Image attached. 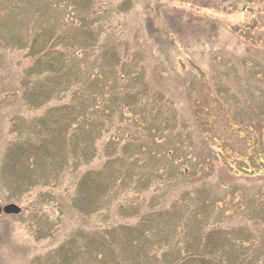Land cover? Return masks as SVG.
Listing matches in <instances>:
<instances>
[{"label":"rangeland","instance_id":"374dc122","mask_svg":"<svg viewBox=\"0 0 264 264\" xmlns=\"http://www.w3.org/2000/svg\"><path fill=\"white\" fill-rule=\"evenodd\" d=\"M8 198L0 264H264V0H0Z\"/></svg>","mask_w":264,"mask_h":264},{"label":"trees","instance_id":"16d2710c","mask_svg":"<svg viewBox=\"0 0 264 264\" xmlns=\"http://www.w3.org/2000/svg\"><path fill=\"white\" fill-rule=\"evenodd\" d=\"M174 148H175V147H174ZM182 148H187L186 143H184V144L182 145ZM175 149H176V148H175ZM175 149H173V150H174V151L177 150L178 153H180L181 156H183V157L185 156V155L180 151L179 148H177L176 150H175ZM191 161H193V160H191ZM186 162H187L186 159H184V160L181 162V164H180L181 167L178 168V169H179L178 171H179L180 174H183V175H190V174H191V171L189 170V167H188V166H183V165L186 164ZM182 166H183V167H182ZM194 166L197 167L196 164H194ZM194 169H195V168H194ZM196 172H197V171H195L194 173L196 174ZM86 177H87V176H86ZM85 179H86V178H85ZM243 258L247 259L246 256H243ZM245 259H242V260H243V263H241V261H239V263H240V264H244V262H245L246 264L249 263L250 258L248 257L249 260H245ZM180 263H182V260L176 262V264H180Z\"/></svg>","mask_w":264,"mask_h":264},{"label":"water","instance_id":"95a60500","mask_svg":"<svg viewBox=\"0 0 264 264\" xmlns=\"http://www.w3.org/2000/svg\"><path fill=\"white\" fill-rule=\"evenodd\" d=\"M3 212L5 214H19L21 212V207H19L17 204L15 203H10L7 204L4 208H3Z\"/></svg>","mask_w":264,"mask_h":264},{"label":"flooded vegetation","instance_id":"af4514ba","mask_svg":"<svg viewBox=\"0 0 264 264\" xmlns=\"http://www.w3.org/2000/svg\"><path fill=\"white\" fill-rule=\"evenodd\" d=\"M8 200H11V201H9V202H3V201H1V199H0V220L3 219V218H6V217H9V216L13 215V214H5V213L3 212V208H4L7 204L12 203V198H8Z\"/></svg>","mask_w":264,"mask_h":264}]
</instances>
